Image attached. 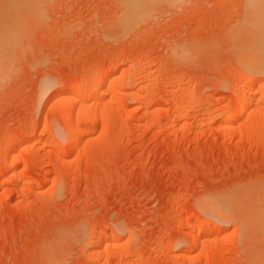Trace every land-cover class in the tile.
Instances as JSON below:
<instances>
[{
    "label": "rangeland",
    "instance_id": "374dc122",
    "mask_svg": "<svg viewBox=\"0 0 264 264\" xmlns=\"http://www.w3.org/2000/svg\"><path fill=\"white\" fill-rule=\"evenodd\" d=\"M249 2L167 0L124 30L121 0L50 1L0 70V264H264V74L234 59Z\"/></svg>",
    "mask_w": 264,
    "mask_h": 264
},
{
    "label": "bare ground",
    "instance_id": "6f19581e",
    "mask_svg": "<svg viewBox=\"0 0 264 264\" xmlns=\"http://www.w3.org/2000/svg\"><path fill=\"white\" fill-rule=\"evenodd\" d=\"M50 1L51 0H0V18H6V19L8 18L7 19L8 21H6V23H2V25L0 26V70H1V66L2 65L3 66L8 65L7 64L8 62L11 63V61H12V64H14L13 60L18 58V53L20 51H22V49L25 47V45L23 46V41L25 43V39L31 38L32 35L35 34L34 32L37 31L36 29H35L36 31L33 30V26L36 23H38L36 26L39 25L38 27H42L40 25V22L42 20H40V19L46 18L45 17V10H46L47 6L49 5ZM161 2H167V0L166 1L165 0H121L122 16H121V18H119L120 20H118L120 27L124 30H127V29H130V28L134 27L135 25L141 23V21L146 20L147 15L151 13L150 11L153 8L155 9L156 8L155 6H157V4H159ZM168 2H169V0H168ZM246 6L248 7L247 16L249 18H245V20L243 22H240V24L241 23L242 24L239 27H237V29H236L235 39L237 38L239 40V39L243 38V40L244 39L246 40L248 45L245 47H237L238 48L237 49L238 50L237 56L235 55V57H234V54H233V57H234V59L236 57H238V59L236 58L237 60H239L238 67L240 65L241 68L245 72H247L251 75H253V74L256 75V74H260V73L264 74L263 73L264 72V49L261 46L259 47V45L261 43L262 44L264 43V18H261L264 16V0H250L249 4ZM237 25H239V24H237ZM234 29H235V27H234ZM32 30H33V32H32ZM37 32H39V30ZM234 32L235 31H233V33ZM32 33H34V34H32ZM232 36L234 37V35H232ZM29 42H30V40H29ZM246 42H245V44H246ZM26 43H28V41ZM232 43H233V41H232ZM240 43L242 44V42H240ZM238 44H239V42H238ZM262 46H264V45H262ZM26 47H27V44H26ZM233 50H234V46H233ZM235 50H236V48H235ZM23 51L26 52V49ZM14 54H16L17 57L14 58ZM236 59H235V61H236ZM235 63H237V62H235ZM118 66H120V65H118ZM6 67H8V66H5L3 68L5 69ZM1 73H0V75H1ZM249 74H247V75H249ZM262 74H261V76H262ZM245 75H246V73H245ZM247 77H249V76H247ZM249 78H248V80L246 78V80L248 81L247 84L249 86H253L255 81H256V83L259 81V80L257 81L256 78H253V76L249 77ZM113 80H114V78H112L111 76H104L103 77V75H102L101 81L103 84L104 83L110 84L111 82H113ZM99 84H100V82H99ZM248 85H247V87H248ZM97 86H98V83H97ZM261 87H264V83L261 85ZM248 88H250V87H248ZM94 91L91 89H88L86 87H83V86H78L74 89V91L68 97H69V100L71 99L74 101V100L82 99V97L85 95V99L86 98L91 99V100L93 99V101L98 99L100 101V99L102 98L103 99L102 101H104V98L100 97V95H98ZM60 93L62 94V92H60ZM238 93L235 92V90H234L232 96L239 98ZM59 94H58V96H59ZM253 94H254V92H253ZM253 94H251V95H253ZM115 95H116V97L122 96L120 89H118V88L114 89V95L113 96L115 97ZM255 95H256V93H255ZM56 98H58V97H56ZM258 102L264 103V96L263 95L258 97ZM234 105H236V104H234ZM66 108L64 109L63 112H64L65 116L67 117L70 112L68 110L69 108H67V109ZM83 109H85V108H83ZM244 113H248V114L252 113V110L250 109V107L247 106V101H245V100L243 102L237 103V105L234 107L233 111L228 112V113L226 112V114L223 116V118H221V121H219V127L224 128L228 125H230V127H232L236 122H238V120L241 119V117ZM72 131H73V133L71 132L72 133V135H71V141H72L71 147H73L75 149L81 143V140H82L81 137H82L84 131L82 132L81 129H79L78 127L73 128ZM233 134H235V132ZM27 142H28V143H26L27 145H34L35 142H37V141L34 142L31 139L30 142L29 141H27ZM55 149H56V147H55ZM57 150H59V148ZM13 154H14V152H13ZM12 158L13 159L11 162L13 163L14 159L16 158V155H14ZM5 161H7V160H5ZM16 161L17 160L15 159V162ZM7 162H9V161H7ZM8 166H9V164H8ZM207 208L210 211H213L212 210L213 208L215 209V207H213V205H208ZM195 223H197L199 226V228H198V230L200 231V232L198 231L199 234L204 233V232H205L204 234H206V232L211 230L212 232H214L215 237L222 235V232L220 230L213 229L212 228L213 226H210L209 224H204V223L200 224L198 222H195ZM192 224H190V225H192ZM196 226L197 225L195 224L194 227H196ZM199 234L197 233V234L191 236L190 241H189V247H192L193 245H195L197 243V241L200 237ZM106 243L112 244V240L108 239V240H106ZM206 251H203V252L206 253Z\"/></svg>",
    "mask_w": 264,
    "mask_h": 264
}]
</instances>
